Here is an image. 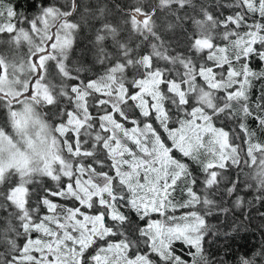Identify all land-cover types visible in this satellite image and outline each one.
<instances>
[{
    "label": "snow or ice",
    "instance_id": "1",
    "mask_svg": "<svg viewBox=\"0 0 264 264\" xmlns=\"http://www.w3.org/2000/svg\"><path fill=\"white\" fill-rule=\"evenodd\" d=\"M105 13L53 0L28 17L0 0V264H214L205 217L239 208L242 185L264 200V140L248 123L264 133V0ZM85 30L88 67L73 58Z\"/></svg>",
    "mask_w": 264,
    "mask_h": 264
},
{
    "label": "trees",
    "instance_id": "2",
    "mask_svg": "<svg viewBox=\"0 0 264 264\" xmlns=\"http://www.w3.org/2000/svg\"><path fill=\"white\" fill-rule=\"evenodd\" d=\"M52 2L53 0H4L5 4L12 5L17 12H24L28 17H32L38 13V7L41 3L48 4ZM56 2L62 3V0H56ZM132 2L133 0H90L94 8L97 5L104 7L106 9V18L113 23L119 20L121 9L126 8ZM4 38V36H0V40ZM90 38L91 35L87 30L82 32L73 54V58L83 62L86 67L91 65L93 59L92 53L88 50L91 47L89 44ZM252 67L259 71L261 66L258 65V62L253 61ZM260 86L259 81L255 82V87L252 89L253 101L259 95ZM248 123L253 130L257 131L256 138L264 140V133L259 132L256 123L251 120ZM234 126L231 123L226 125L230 131ZM236 142L239 143V141ZM107 170L105 168V171ZM236 171L235 167L230 166L226 175L230 178H235ZM196 178L197 184L193 185V189L197 194L203 196V192L201 191L203 188L202 180L198 181V177ZM45 183L51 184V181L45 179ZM178 192L179 187L176 188L173 194H177ZM239 195L242 197V204L239 208L229 203L226 205L229 208L227 213L205 217L209 232L205 236L204 247L214 264H217V262L219 264H239L242 257L254 259L257 264H264V260H261L257 255L261 248L264 247V215H262L264 214V200H257L256 197L259 193L255 189L245 190L243 185L241 186ZM216 199H219V197H216ZM232 199L234 200L235 197ZM59 202L71 206L70 201ZM198 209H201L200 205L190 210ZM214 232L216 233L215 235L213 234ZM225 233H228V235H225ZM175 247L179 251L180 247L178 243Z\"/></svg>",
    "mask_w": 264,
    "mask_h": 264
},
{
    "label": "rangeland",
    "instance_id": "3",
    "mask_svg": "<svg viewBox=\"0 0 264 264\" xmlns=\"http://www.w3.org/2000/svg\"><path fill=\"white\" fill-rule=\"evenodd\" d=\"M1 120H2V117H0V121H1ZM171 126H172V125H171ZM155 127H157L159 133L162 135V138H163L165 141H167V134L164 133L163 130L159 128V125H155ZM172 127H178V125L175 124V125L172 126ZM167 142L170 144V141H167ZM175 155L179 157V153H176ZM188 163L190 164V170L193 172V175L196 176V177H198V181H199L200 179L202 180V179H203L202 173L199 171V169L197 168V166L194 165V164H191L190 161H189ZM178 187H179V192H178L177 194L174 193V194H173V198H174L176 201H178V202H182V201L188 199V197H187V193H186V189H185V183H184V182H178V185H177L176 188H178ZM64 204H66V203H64ZM187 211H192V210H190V209H180V210H178V211L176 212V215H181L182 213L187 212ZM153 218H154V219H159V217L156 216L155 214H154ZM141 223H142V222H141ZM178 244H179V243H178ZM179 247H180V249H179L178 252H180V253L182 254V252H183V246H182L181 244H179Z\"/></svg>",
    "mask_w": 264,
    "mask_h": 264
}]
</instances>
